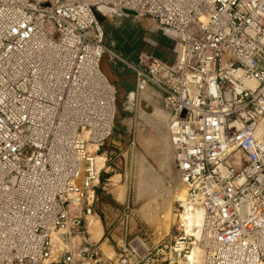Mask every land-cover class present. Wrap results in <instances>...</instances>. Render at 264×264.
Wrapping results in <instances>:
<instances>
[{
	"label": "built area",
	"instance_id": "2783aa9c",
	"mask_svg": "<svg viewBox=\"0 0 264 264\" xmlns=\"http://www.w3.org/2000/svg\"><path fill=\"white\" fill-rule=\"evenodd\" d=\"M123 9L168 56L107 46L96 11ZM104 56L170 114L185 186L174 235L126 228L112 256L90 232L118 114ZM0 264H264V0H0Z\"/></svg>",
	"mask_w": 264,
	"mask_h": 264
},
{
	"label": "rangeland",
	"instance_id": "374dc122",
	"mask_svg": "<svg viewBox=\"0 0 264 264\" xmlns=\"http://www.w3.org/2000/svg\"><path fill=\"white\" fill-rule=\"evenodd\" d=\"M151 24V21L145 17L138 18L131 15L113 13L103 23L107 46L122 53L128 59H131L130 57L134 58L133 56H136L137 59L139 54L141 55V53H146L150 50L156 57L168 56L169 49L172 47L171 38L160 31L154 30L147 33L142 31L143 29L148 30ZM114 67L117 72H121L120 70L124 68L133 81L127 82L122 79L115 84L117 89L118 114L114 135L111 139L112 142H116L114 143L115 145L113 144L116 147V151L113 154V166L111 168L113 171L110 174L112 176L118 175V181L106 180L104 177L107 176L102 173L101 185L97 192H108L107 196H110L109 199H111V202L122 209V213L130 215V221L133 225V230L130 232L133 235L140 234L150 241L157 242L166 236L170 237V235H174L176 232V229L173 227L179 221L175 212V208L177 207L176 198L174 197L172 199L171 210L168 209V212L165 213V210H163L164 213L162 214L155 212V215H149L150 218L144 217L145 215L148 217V215L141 213V210L149 197H142L140 199L138 196L136 180L138 177V163L140 158H146L154 169L159 172L162 179L167 182V186L161 190L167 189L166 187L168 186V188L171 187L174 189V184L172 186L168 174L161 169L162 167L159 165L157 158L153 157L152 153L141 144L140 140L148 142L149 137L150 139H155L157 132L155 130L148 131L145 129L146 125L150 124V120L145 119L146 116L142 114L143 112L140 106L130 102V97L126 93L134 87L133 71L121 63L119 66L115 65ZM120 74L123 77V74ZM156 105L162 108L160 101H157ZM143 123H145V128ZM118 137L120 138L119 141H117ZM99 156L105 157L103 154H99ZM97 162L99 168L104 165L102 160H98ZM177 181L179 182V180ZM123 184L126 186V196L123 201L124 203L121 204L116 199L117 196L115 193L119 188H122L121 185ZM102 186H105L106 189L103 190ZM161 215L163 216L161 217ZM158 232L161 234H158ZM92 237L94 238L93 234ZM194 250L197 249L195 248ZM104 253L112 256L114 250L111 247V249H106Z\"/></svg>",
	"mask_w": 264,
	"mask_h": 264
},
{
	"label": "bare ground",
	"instance_id": "6f19581e",
	"mask_svg": "<svg viewBox=\"0 0 264 264\" xmlns=\"http://www.w3.org/2000/svg\"><path fill=\"white\" fill-rule=\"evenodd\" d=\"M144 99L148 103L150 102L155 104L152 111L150 112L142 109V114L146 116L145 119L150 120V124H147L146 128L148 130H155L157 132V136L155 137V139H150L149 137L148 142L140 140L141 144L152 153L153 157L157 158L159 165L162 167L161 169H163L164 172L168 174L172 186L174 184V189H172L171 187L168 188V186L166 187L167 189L161 190L163 187L167 186V182L162 179L159 172L154 169L152 164L146 158H140V161L138 163V177L136 180L138 196L140 197V199L142 197H149L146 200L145 204L142 206L143 208L141 207L142 210H140L142 211L141 213H145L148 215L147 217L144 214L145 218H150L149 215H155V212L162 214L164 213L163 210H165V213L168 212V209L171 210L172 199L174 197L176 199L182 198L185 194V186L183 185V183H181L182 181L180 182L181 178L175 162L174 150L167 131L166 114L160 107L156 105L155 102H152L153 100L150 93L145 92ZM95 157L97 161H105L104 156L102 157L97 154L95 155ZM112 180L117 182V176H114ZM177 180H179V182ZM121 186L122 188H119L118 191L115 192L118 200L123 201L126 196V186L125 184ZM162 216L163 215H161V217ZM202 216V211L199 209L192 214H183L182 220H184L187 230H191V228H193L194 226L198 227L201 223ZM90 231L92 232L96 240H99L102 237L103 230L98 217H91ZM194 232L196 236H199L198 230H194ZM158 234L161 233L158 232ZM106 246L107 245L105 243L104 247L107 248ZM197 253L198 249L193 251L194 256L197 255Z\"/></svg>",
	"mask_w": 264,
	"mask_h": 264
},
{
	"label": "crops",
	"instance_id": "0c3cea01",
	"mask_svg": "<svg viewBox=\"0 0 264 264\" xmlns=\"http://www.w3.org/2000/svg\"><path fill=\"white\" fill-rule=\"evenodd\" d=\"M134 60H136V56H133ZM119 66L120 63H113L112 66L114 68V71L116 72L117 76L119 77V81L124 79L125 81H133L132 78L129 76V74L126 73L125 69L123 68L120 70L121 72H117L114 66ZM129 69V68H128ZM123 74V77H121V74ZM134 74V72H133ZM135 74H134V87L127 91L126 93L130 97V93L132 91L135 92ZM155 98V97H154ZM153 99V98H152ZM155 102L160 101L158 97L155 98ZM121 137V136H120ZM120 138L118 137L117 141H119ZM116 143L115 141L112 142V139L109 140L99 151L98 154L105 155V161L104 165L100 168L101 174L104 173L107 177H104L106 180H112L114 176H112L111 171H113L111 168L113 166V154L116 151V147L114 146ZM114 144V145H113ZM103 175V174H102ZM101 175V176H102ZM118 176V175H115ZM102 189L105 190V186H102ZM108 192H101L98 193V201L95 205V212L92 216L98 217L100 220V223L102 225V237L99 240H96L100 242L101 248L105 251L106 249L115 250L117 248L118 244L121 243L124 239V230L128 228L130 231L133 230L132 222L130 221V215L126 213H122V209L117 207L113 202H111V199H109L110 196H107ZM116 194V193H115ZM118 200V198H116ZM119 203H124L123 201L118 200ZM91 216V217H92ZM90 217V220H91ZM131 225V226H130ZM131 227V228H130ZM91 232V231H90ZM132 233V232H131ZM92 235V232H91ZM106 243L107 248L104 247V244ZM104 247V248H103Z\"/></svg>",
	"mask_w": 264,
	"mask_h": 264
},
{
	"label": "water",
	"instance_id": "95a60500",
	"mask_svg": "<svg viewBox=\"0 0 264 264\" xmlns=\"http://www.w3.org/2000/svg\"><path fill=\"white\" fill-rule=\"evenodd\" d=\"M119 13L121 14V12H119ZM122 13L127 14V15H131V16H137V13H135L133 11H130V10L123 9L122 10ZM96 16H97V18L99 19V21L101 23H104L105 22L106 16H104L100 11H96ZM101 69H102V71L105 73V75L108 77V79L112 83L116 84L119 81V77L117 76L116 72L114 71V68H113V66H112V64L109 61V59H108L107 56H104L102 58V61H101ZM130 102H132V103H135L136 102V96H135V92L134 91H132L130 93ZM154 105L155 104H153V103H150V102L148 103L144 99V95L141 96V99H140V102H139V106H140L141 109H143V110H145L147 112H150V111H152ZM161 109L166 114L167 131L169 133V116H170V114L163 108V106H162ZM143 126L145 128V123H143ZM145 129L148 130L147 128H145ZM148 131H152V129H150Z\"/></svg>",
	"mask_w": 264,
	"mask_h": 264
}]
</instances>
